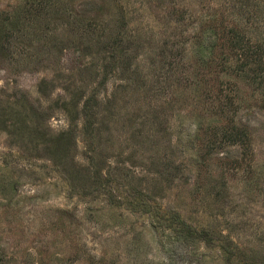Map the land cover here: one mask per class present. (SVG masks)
I'll use <instances>...</instances> for the list:
<instances>
[{
    "label": "rangeland",
    "instance_id": "1",
    "mask_svg": "<svg viewBox=\"0 0 264 264\" xmlns=\"http://www.w3.org/2000/svg\"><path fill=\"white\" fill-rule=\"evenodd\" d=\"M258 50L264 0H0V264H264Z\"/></svg>",
    "mask_w": 264,
    "mask_h": 264
},
{
    "label": "trees",
    "instance_id": "2",
    "mask_svg": "<svg viewBox=\"0 0 264 264\" xmlns=\"http://www.w3.org/2000/svg\"><path fill=\"white\" fill-rule=\"evenodd\" d=\"M215 20V19H213ZM215 32H210V34H207L203 40H202V46L201 48H205V47H213L215 46V36H214ZM238 49V48H237ZM255 54H253L252 56H250V54H248V56L246 55V53H240V55L244 58V60L246 61L247 64H244V66L239 67V70H243L242 72L244 73H248L249 71L253 72V75L251 77V79H258V84L261 85L264 90V53L260 50L255 51ZM231 62L228 64L230 67H234ZM235 68V67H234ZM256 75V76H254ZM105 83L104 79H102L101 81L98 82V84L94 87V89L92 90V92L84 99L81 107H79V113L81 114L80 116L82 117L81 122H82V130L85 134H89V133H93L94 129H95V125H96V121H95V117L97 114V106L99 104L98 101V92L100 91L101 86H103V84ZM43 85V84H42ZM44 85H46V83H44ZM66 106L68 105L67 102L64 103ZM67 110V109H66ZM70 132H64L62 133L59 137H58V144L60 145V141L62 139H65L66 136H69ZM92 136V135H91ZM234 138H236L238 140V138L241 137V133H234L233 135ZM235 139V140H236ZM92 170L93 174H90V178H91V184L87 185V186H83V190L82 194L83 195H95V196H100V195H104L106 197V200L108 203L110 204H114L117 202L116 198L117 195H114V192L112 191L111 188H106L107 184L109 183V179L107 176L104 175H98L96 173L99 172H95ZM128 192L129 194L135 198L133 200H131V205H132V209H139L142 201H137L136 198L139 197V190L136 189V187L130 186L128 187ZM116 196V198H115ZM178 226L181 227V225L178 223ZM177 225L176 226H172L171 229L177 231L178 228ZM189 228V227H188ZM190 234V238L192 239H196V240H203L205 242L211 243L212 239H213V235H211V231L209 229H195V230H190L189 231ZM232 257H229V259L231 260ZM174 259L171 258L170 259V264H176L173 262Z\"/></svg>",
    "mask_w": 264,
    "mask_h": 264
}]
</instances>
